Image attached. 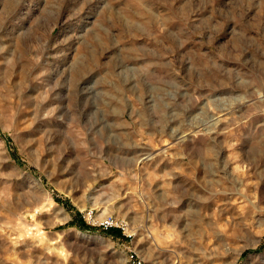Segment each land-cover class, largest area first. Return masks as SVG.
Listing matches in <instances>:
<instances>
[{"label":"rangeland","instance_id":"374dc122","mask_svg":"<svg viewBox=\"0 0 264 264\" xmlns=\"http://www.w3.org/2000/svg\"><path fill=\"white\" fill-rule=\"evenodd\" d=\"M128 251L264 264V0H0V264Z\"/></svg>","mask_w":264,"mask_h":264},{"label":"built area","instance_id":"2783aa9c","mask_svg":"<svg viewBox=\"0 0 264 264\" xmlns=\"http://www.w3.org/2000/svg\"><path fill=\"white\" fill-rule=\"evenodd\" d=\"M83 219L87 225L96 227L103 232L115 230L118 231L125 240H132L133 238V234L130 232L127 223L117 219L113 215L101 216V214L98 215L97 212L89 210L84 213ZM126 260L130 264H144L143 259L133 251H128Z\"/></svg>","mask_w":264,"mask_h":264},{"label":"bare ground","instance_id":"6f19581e","mask_svg":"<svg viewBox=\"0 0 264 264\" xmlns=\"http://www.w3.org/2000/svg\"><path fill=\"white\" fill-rule=\"evenodd\" d=\"M100 209H101V208H100ZM100 209H99V210H100ZM100 211H101V210H100ZM103 215H104V213L102 212L101 216H103Z\"/></svg>","mask_w":264,"mask_h":264},{"label":"trees","instance_id":"16d2710c","mask_svg":"<svg viewBox=\"0 0 264 264\" xmlns=\"http://www.w3.org/2000/svg\"><path fill=\"white\" fill-rule=\"evenodd\" d=\"M115 231V230H114ZM109 233L113 232V231H108ZM118 233V231H116Z\"/></svg>","mask_w":264,"mask_h":264}]
</instances>
